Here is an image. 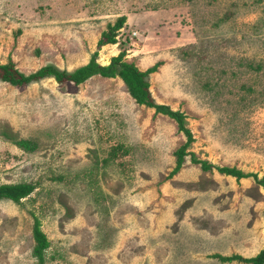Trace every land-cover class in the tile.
Segmentation results:
<instances>
[{"label":"rangeland","instance_id":"374dc122","mask_svg":"<svg viewBox=\"0 0 264 264\" xmlns=\"http://www.w3.org/2000/svg\"><path fill=\"white\" fill-rule=\"evenodd\" d=\"M96 51L101 65L121 53L141 71L159 64L150 91L185 115V162L170 177L184 132L120 78L0 81V184L35 186L0 201V264H40L35 217L43 264H248L213 255L264 249L263 187L191 153L264 177V0H0V63L73 72Z\"/></svg>","mask_w":264,"mask_h":264},{"label":"trees","instance_id":"16d2710c","mask_svg":"<svg viewBox=\"0 0 264 264\" xmlns=\"http://www.w3.org/2000/svg\"><path fill=\"white\" fill-rule=\"evenodd\" d=\"M126 17H121L115 25H110L107 32H103L102 37L98 41V47L114 44L115 32L122 28ZM98 51H96L90 61L76 69L73 72L61 70L57 66L49 64L34 73L29 75L24 74L18 68L13 60H9L6 64L0 63V81L9 83L13 86H24L33 82H38L45 78H54L58 83L65 81L73 82L76 85H81L95 76H101L107 79L120 78L128 87L130 96L139 105L155 108L156 113L168 116L177 122L179 131L184 132L187 141L176 152L177 157L176 166L170 174V177L176 174L185 162V157L188 155L187 149L194 142L192 132L186 127L185 115L179 111H173L169 106L157 104L150 91V83L148 76L156 72L158 65L146 70H139L133 63L124 61V55L121 53L111 59L110 64L101 65L97 62ZM18 143L19 147L28 148L29 142L21 140ZM191 161L194 164H199L203 171H218L221 174L232 176L237 180L254 178V180L264 189V177L258 178L255 173H244L237 168L231 167H217L208 163L207 161L199 160L191 153ZM35 190L32 183L20 184H0V201L9 200L16 204H21L22 200L30 196ZM33 238L35 246L33 248V255L37 257L40 264L44 263V252L51 246V242L47 235L41 230V222L35 217L33 227ZM214 258L220 262H244L248 264H264V249L261 250L255 257L245 258L241 255L223 256L213 255Z\"/></svg>","mask_w":264,"mask_h":264}]
</instances>
